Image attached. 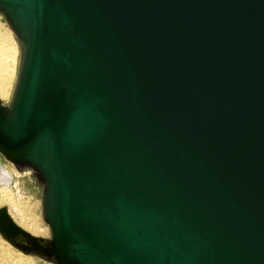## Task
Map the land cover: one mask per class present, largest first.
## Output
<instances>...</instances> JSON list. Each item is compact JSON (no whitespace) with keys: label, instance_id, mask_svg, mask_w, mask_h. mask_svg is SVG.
Here are the masks:
<instances>
[{"label":"water","instance_id":"obj_1","mask_svg":"<svg viewBox=\"0 0 264 264\" xmlns=\"http://www.w3.org/2000/svg\"><path fill=\"white\" fill-rule=\"evenodd\" d=\"M20 49L0 154L42 186L53 264H264V0H0Z\"/></svg>","mask_w":264,"mask_h":264},{"label":"rangeland","instance_id":"obj_2","mask_svg":"<svg viewBox=\"0 0 264 264\" xmlns=\"http://www.w3.org/2000/svg\"><path fill=\"white\" fill-rule=\"evenodd\" d=\"M13 47L19 51V43L14 32L7 24L4 16L0 14V47ZM19 65L17 60L16 71L11 78L7 77L5 90L0 94L4 104H8L12 97ZM1 80V79H0ZM5 166L15 174V179L10 185L0 184V208L7 207L13 219L23 228L36 236L48 238L50 236L48 224L42 217V186L30 169L18 170L14 164L7 161L0 154V170ZM2 189H8L7 197H4ZM10 194V195H9ZM11 197V198H10ZM12 201V202H11ZM21 212V213H20ZM34 223L41 226L40 234L33 233L30 228ZM0 264H53L36 255L26 254L13 246L0 234Z\"/></svg>","mask_w":264,"mask_h":264},{"label":"bare ground","instance_id":"obj_3","mask_svg":"<svg viewBox=\"0 0 264 264\" xmlns=\"http://www.w3.org/2000/svg\"><path fill=\"white\" fill-rule=\"evenodd\" d=\"M18 56L20 59V49L18 51L13 47H0V94L4 93L7 77L11 78V76H13L14 72L16 71ZM14 179L15 174L6 169L5 166H1L0 184L8 187V185H10ZM2 192L4 193V197H7V193H9L10 191L8 189H2ZM30 228L32 229L33 233L36 234H40V232L42 231L41 226L37 223H34Z\"/></svg>","mask_w":264,"mask_h":264}]
</instances>
